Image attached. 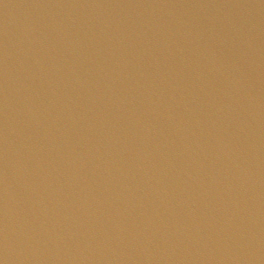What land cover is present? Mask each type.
Wrapping results in <instances>:
<instances>
[{
	"label": "water",
	"instance_id": "water-1",
	"mask_svg": "<svg viewBox=\"0 0 264 264\" xmlns=\"http://www.w3.org/2000/svg\"><path fill=\"white\" fill-rule=\"evenodd\" d=\"M0 264H264V0H0Z\"/></svg>",
	"mask_w": 264,
	"mask_h": 264
}]
</instances>
